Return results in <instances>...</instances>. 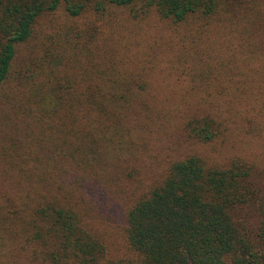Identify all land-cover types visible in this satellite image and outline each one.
I'll return each mask as SVG.
<instances>
[{
    "label": "trees",
    "instance_id": "trees-1",
    "mask_svg": "<svg viewBox=\"0 0 264 264\" xmlns=\"http://www.w3.org/2000/svg\"><path fill=\"white\" fill-rule=\"evenodd\" d=\"M116 9L133 21L153 14L159 23L175 26L178 39L189 42L176 59V83L187 75L190 89H215L181 90L170 97L175 112L167 116L182 117L186 139L210 143L232 121L249 124L250 112L262 115V109L247 104V98L259 99L260 89L264 96L259 45L264 8L255 1L0 0V129L11 126L12 114L24 138L21 143L3 133L0 151L16 170L42 180L39 170H47L49 159L58 175L67 171L65 166L82 173L79 181L69 175V184L90 194L103 186L101 168L107 161L114 159L115 174L126 161L122 154L140 153L145 146L127 120L146 108L141 96L146 84L136 79L134 66L120 65L113 53L96 52L103 33L114 27ZM56 15L63 21L50 33L39 30L43 18ZM222 32L239 45L225 46V55L212 42L202 45L207 36L214 41ZM37 33L45 36L35 43ZM6 136L25 149L11 153L1 142ZM39 140L51 151L47 159L35 152L42 150ZM251 171L239 157L219 164L187 153L170 161L124 210L123 235L132 262L105 259L104 244L85 228L84 212L71 206L59 181L53 194H40L31 209L28 222H38L32 238L45 247L49 264H264V201ZM250 213L258 217L254 231L247 224Z\"/></svg>",
    "mask_w": 264,
    "mask_h": 264
},
{
    "label": "rangeland",
    "instance_id": "rangeland-1",
    "mask_svg": "<svg viewBox=\"0 0 264 264\" xmlns=\"http://www.w3.org/2000/svg\"><path fill=\"white\" fill-rule=\"evenodd\" d=\"M252 1H255L258 7L264 8L262 0ZM62 21V15L49 19L45 17L40 21L38 28L42 32L50 33L53 26ZM116 21L120 26L115 23ZM185 31L190 30L187 27ZM176 35L179 37L175 26L159 23L153 14H149L141 21H133L125 16L124 10L116 9L114 27L110 33H103L105 40L97 43L99 51L96 52H104L107 55L113 53L115 61L120 65L132 70L134 66L139 72L136 79L146 84L141 92L142 98L146 101V108L140 112L138 110L132 112L129 124V119L127 120V125L133 128L134 133L137 132V135L144 137L145 146L140 149V153L135 152L130 156L127 152L122 154V159L126 161L122 162L115 174L114 159L107 161L101 168L106 174L105 178L101 175L103 181L105 179L103 186L97 185L90 194H84L73 183L69 184V175L72 181H79L82 173L75 174L73 171L76 170L65 166L67 171L58 175L49 159L44 165L47 170L45 172L39 170L42 178L39 180L36 176L16 170L13 164L8 162L7 155L0 151V264H49L45 258V247L41 245L40 240L32 238L38 222L28 221L32 218L30 212L33 205L40 200L39 195L44 194L46 197L52 195L54 189L52 186L58 181L62 186V192L71 201V206L77 205L76 208L84 212L82 223L85 228L104 244L105 259L120 258L124 262H132L134 259L123 235L124 210L133 198L147 189L154 178L163 173L170 161L184 154H200L207 157L210 162L219 164H226L235 157L244 159L252 167L250 180L264 201V96L261 89L258 100L247 98L248 105L255 106L257 110L262 109L260 116L256 115L257 111L249 113V124L246 121H232L228 129L210 143L186 139L180 129L182 117L167 116V113L175 112L170 97L173 98L181 90L184 92L208 90L212 93L215 89L213 87L203 89L202 86L190 89L187 75L179 76L176 83L174 70L177 56L182 54L181 50L185 46H189L187 39L179 40ZM44 36V33H37L35 43ZM207 42H212L213 48H220V53L225 55L224 50L227 48L224 47L231 48L236 44L238 46L240 40L232 39V35L222 32L214 41H210L207 36L202 45ZM259 45L264 53V32L260 34ZM30 48L32 45L27 47ZM232 53L235 55V51ZM236 54L239 55L237 51ZM25 55L21 51V56ZM131 57H134L135 65H132ZM257 63L261 65L260 60H257ZM254 65L251 67L257 68ZM218 97L222 98V95ZM189 108L196 109L193 106ZM7 122L11 126L0 129V135L8 132L7 135L16 136L22 143L23 134L15 125L12 114L9 115ZM1 142L11 148V153L25 149L21 143H12L7 136ZM39 143L44 151L35 148V152L47 159L51 151L47 150L41 140ZM94 190H98L99 196ZM118 190L120 191L116 193ZM100 198L103 199V204ZM247 221L248 228L254 231L258 217L250 213L247 215ZM223 264H227V261Z\"/></svg>",
    "mask_w": 264,
    "mask_h": 264
}]
</instances>
